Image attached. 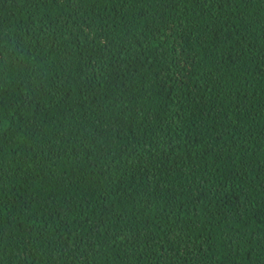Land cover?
Masks as SVG:
<instances>
[{
  "label": "trees",
  "instance_id": "obj_1",
  "mask_svg": "<svg viewBox=\"0 0 264 264\" xmlns=\"http://www.w3.org/2000/svg\"><path fill=\"white\" fill-rule=\"evenodd\" d=\"M0 264H264V0H0Z\"/></svg>",
  "mask_w": 264,
  "mask_h": 264
}]
</instances>
